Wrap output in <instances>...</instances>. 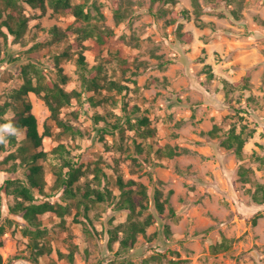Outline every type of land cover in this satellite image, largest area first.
Wrapping results in <instances>:
<instances>
[{"label":"rangeland","instance_id":"374dc122","mask_svg":"<svg viewBox=\"0 0 264 264\" xmlns=\"http://www.w3.org/2000/svg\"><path fill=\"white\" fill-rule=\"evenodd\" d=\"M74 1L90 14L89 24H75L71 14L55 13L48 5L41 13L22 3L29 18L23 37L17 40L2 29L0 107L5 110L0 120L15 115L9 103L22 84L24 66L33 65L55 80L60 67L66 76L63 88L79 94L61 114L76 131L64 135L51 126L40 149L49 153L62 143L70 151L66 157L78 160L86 172L80 183L101 167L105 178L91 186L106 185L113 196L119 193L117 175L143 185L147 197L142 205L138 195L133 199L138 218L149 217V224L122 252L118 242L109 243L108 229L123 223L128 212L116 209L113 199L89 204L87 216L75 206L62 217L47 212L38 216L47 248L31 253L24 235L28 223L9 213L14 200L2 194L1 264H264V200L258 204L250 196L258 185L264 187V0ZM92 25L91 37L78 38V29ZM52 27L66 31L65 36L56 38ZM33 50L36 58L29 55ZM79 53L87 71L100 65L106 79L125 87L126 110L120 95L96 106L86 100L94 93L83 90ZM28 99L42 135L49 111L34 93ZM126 116L131 123L147 117L151 137L140 138ZM1 127L0 184L19 175L1 164L12 149L5 138L8 126ZM232 128L247 138L241 158L221 145ZM159 148L165 153L161 158ZM168 148L172 156L166 155ZM243 169L249 171L248 180L240 175ZM44 180L51 197L34 195L35 202L64 205L62 191H51L54 178L47 170ZM156 191L162 212L154 205ZM223 238L232 241L229 248L212 253Z\"/></svg>","mask_w":264,"mask_h":264},{"label":"trees","instance_id":"16d2710c","mask_svg":"<svg viewBox=\"0 0 264 264\" xmlns=\"http://www.w3.org/2000/svg\"><path fill=\"white\" fill-rule=\"evenodd\" d=\"M165 3H173L174 0H162ZM22 3L29 5L32 8L41 9V13L45 12V7L48 5L53 9L55 13H68L75 18V24L79 23V20L87 22L91 19L90 14L84 11V5L76 3L74 0H0V34L2 29L5 28L9 34L15 39L23 37L27 29V23L29 18L22 13ZM181 14L184 17H188L186 11H182ZM199 23V21L197 20ZM73 23V24H74ZM200 24V23H199ZM201 25H204L201 23ZM86 29H78V38L86 39L92 36L95 25ZM52 34L56 38L65 36V32L57 27H52ZM70 30V28L68 29ZM98 30V29H97ZM100 31V30H98ZM101 32V31H100ZM188 38L190 35L186 34ZM99 41L101 42L102 39ZM61 55H67L66 52H60ZM31 58H36V50H33L30 54ZM57 59V58H56ZM78 65L82 70V86L85 92H93V96L87 97V101L96 106L102 100H115L116 95H120L121 106L123 110H126V103L123 101L124 86L116 83L113 80L106 79L100 72L101 66H97L94 72L87 71L84 67V56L79 53ZM32 67V74L30 73ZM56 78L47 77L42 73L41 69H34L33 65H27L22 68V84L14 89L9 103L12 107L15 115L10 119L0 120V131L2 130L1 123L8 126V132L5 136L8 142L12 145L11 151L4 157L1 164H9L8 171L18 173L12 178L5 179L0 184V203L1 195L5 194L12 196L14 203L9 206V213L13 215H21L22 218L28 223L29 229L24 231V235L30 239L31 253L37 252L38 254L44 252L47 248V242L44 239L46 235L45 229L40 228V221L38 216L47 212H55L58 216L62 217L64 213L69 212V209L75 206L77 209L83 208L85 215L89 210V204L101 205L113 199V204L118 210H127V218L123 223L108 229L109 243H119V251L126 252L134 245L138 234H142L145 228L149 224V217L144 220H140L138 216L140 212H136V203L133 199V195L140 197V206L143 200L146 199L145 187L141 184H137L133 180L123 181L120 175H117L114 184L119 190L117 196L112 195V191L105 185L102 189L95 187L100 184V177L105 178V173L101 167H95L93 170V178L91 180H85L80 183L82 178L86 176L85 170L78 160H72L67 158L69 150L62 144H58L49 153L40 149L42 146V138L50 136L51 126L59 128L61 134L73 133L76 130L66 120L61 117L64 109L68 108L72 104V99L78 97V93L74 90L71 92L66 91L62 83L65 82L66 76L63 74L62 69L56 65ZM208 69H210L208 67ZM92 72V73H91ZM209 72V76L212 73ZM227 83L225 82V85ZM102 90L107 95H102ZM34 93L39 96L45 103L49 117L47 123L44 125L45 130L42 135L39 134L37 128V121L35 116L30 112L31 105L28 99V94ZM8 105V104H6ZM3 106L0 107V116L4 115ZM126 124L135 130L140 138L151 137L153 131L149 126V119L142 117L137 119L135 123H131L129 116L125 117ZM116 128V127H113ZM102 131H106L103 129ZM22 132L24 137L17 139L15 133ZM211 134L215 133L210 131ZM247 138L242 130L235 131V128L226 132V136L222 139L221 145L232 150L238 158L242 156V148ZM18 144V145H17ZM141 146V145H140ZM137 151H141L142 147L136 146ZM4 150L3 140L0 141V151ZM159 158L165 156L161 148L156 150ZM174 153L172 149L168 148L166 155L172 156ZM49 158L54 162H50ZM48 171L52 177L53 185L51 191H62V198L67 202L62 205L58 204L54 207L48 202L36 203L34 195H43L51 197V194L46 193L44 190L45 171ZM249 171L244 170L240 172L243 180L244 176ZM95 184L94 187L91 185ZM137 186L136 189H133ZM36 191L37 194L34 192ZM251 199L260 204L264 200V187L258 185L255 192L251 193ZM153 201L156 209L159 212L163 211V202H160V192L156 191L153 196ZM111 202V201H110ZM172 213V210H170ZM87 216V215H86ZM4 233V228L0 226V235ZM121 233V235H120ZM230 239L223 238L219 243L211 247L212 253L226 251L230 243ZM68 258L72 259V251ZM0 256V264H1ZM184 261H176L173 264H182Z\"/></svg>","mask_w":264,"mask_h":264}]
</instances>
